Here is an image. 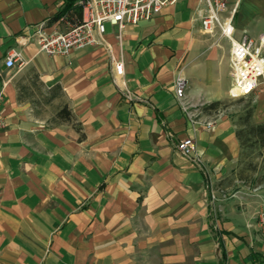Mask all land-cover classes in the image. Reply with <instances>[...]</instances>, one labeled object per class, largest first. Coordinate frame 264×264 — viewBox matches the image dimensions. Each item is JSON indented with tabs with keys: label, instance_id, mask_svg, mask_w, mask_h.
<instances>
[{
	"label": "crops",
	"instance_id": "crops-1",
	"mask_svg": "<svg viewBox=\"0 0 264 264\" xmlns=\"http://www.w3.org/2000/svg\"><path fill=\"white\" fill-rule=\"evenodd\" d=\"M230 7L235 40L264 33V0ZM204 8L176 0L121 30L106 23L99 43L47 54L34 30L79 21L75 0H0V264H264L254 219L264 166L245 165L230 40L204 33ZM12 49L24 63L7 67ZM178 75L198 123L176 100ZM253 102L252 121H264L263 79ZM186 137L205 169L176 149ZM210 184L240 190L216 217Z\"/></svg>",
	"mask_w": 264,
	"mask_h": 264
},
{
	"label": "built area",
	"instance_id": "built-area-1",
	"mask_svg": "<svg viewBox=\"0 0 264 264\" xmlns=\"http://www.w3.org/2000/svg\"><path fill=\"white\" fill-rule=\"evenodd\" d=\"M176 0H75L81 9V19L73 23L65 31H47L43 23H39L33 32L38 51L47 54H67L73 48L99 43V35L106 30V23L116 25L118 30L126 24H135L142 19H149L158 14L167 3ZM205 8L199 10L201 27L204 33H218L221 37L230 40L229 62L234 75V89L232 97L245 96L252 92L259 83L264 81V60L261 57L263 39L256 47L255 40L243 34L240 40L233 38V14L228 12V0H204ZM259 60L263 70L257 63ZM17 60L23 64L20 52L12 49L6 56L7 67H14ZM115 71L122 75L124 67L122 62L115 63ZM187 81L183 75H178L174 81L175 97L183 111L193 123L200 122L198 108L186 98ZM124 95L133 99L132 93L125 89ZM1 98V95H0ZM206 128L213 126V121H202ZM5 121L0 115V129ZM176 149L186 158L194 162L200 169H205L202 155L196 149L190 137L183 138L175 144ZM243 183V182H242ZM258 184L248 187L253 192L260 189ZM239 189H225L209 185V213L216 217L221 210L220 203L230 197L239 198ZM255 224L259 233L264 237V201L254 213Z\"/></svg>",
	"mask_w": 264,
	"mask_h": 264
},
{
	"label": "trees",
	"instance_id": "trees-1",
	"mask_svg": "<svg viewBox=\"0 0 264 264\" xmlns=\"http://www.w3.org/2000/svg\"><path fill=\"white\" fill-rule=\"evenodd\" d=\"M70 8V7H69ZM65 13L63 11L61 14ZM223 102L215 101L209 106L212 108L219 107ZM253 105H247L244 110L238 115L237 118V136L242 145L243 152L245 154L246 150L249 148H261L264 147V121L255 123L252 121ZM63 113L59 111L58 115ZM68 114V112H67Z\"/></svg>",
	"mask_w": 264,
	"mask_h": 264
},
{
	"label": "rangeland",
	"instance_id": "rangeland-1",
	"mask_svg": "<svg viewBox=\"0 0 264 264\" xmlns=\"http://www.w3.org/2000/svg\"><path fill=\"white\" fill-rule=\"evenodd\" d=\"M233 3V0H228V9L229 12L234 10L235 8L230 7L229 6ZM235 12V11H234ZM235 13L233 14V19H234ZM252 39H256L255 43H256V47H259V43H261V39H264V33H262L261 35H259L258 37L254 38V37H250ZM264 41V40H263ZM261 57L264 60V42H263V46L261 48ZM257 63L262 66L260 61H257ZM263 67V66H262ZM262 78L259 79V81ZM254 91V90H253ZM253 91L250 92L249 94L245 95V96H238V97H232L231 100L228 102V104L232 107V111L235 109H243L244 107H246L247 105H252L253 102ZM226 104H222V107H225ZM242 112V111H241ZM239 112L238 115L241 113ZM244 158L246 159L245 161V165H247L248 169H254L256 166H264V147L261 148H249L246 150L245 154H244Z\"/></svg>",
	"mask_w": 264,
	"mask_h": 264
},
{
	"label": "bare ground",
	"instance_id": "bare-ground-1",
	"mask_svg": "<svg viewBox=\"0 0 264 264\" xmlns=\"http://www.w3.org/2000/svg\"><path fill=\"white\" fill-rule=\"evenodd\" d=\"M256 61H259V60L256 59Z\"/></svg>",
	"mask_w": 264,
	"mask_h": 264
}]
</instances>
